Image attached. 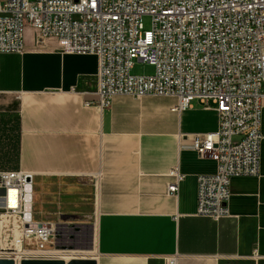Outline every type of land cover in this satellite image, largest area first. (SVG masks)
Instances as JSON below:
<instances>
[{
    "label": "crops",
    "instance_id": "obj_1",
    "mask_svg": "<svg viewBox=\"0 0 264 264\" xmlns=\"http://www.w3.org/2000/svg\"><path fill=\"white\" fill-rule=\"evenodd\" d=\"M97 73L96 56L64 53L31 28L22 55L0 54V124L16 119L18 170L36 187L33 221L73 226L65 216L93 214L97 264H264V108L261 173L232 180L229 216L215 221L196 215L197 178L216 162L192 137L215 132L217 113L198 101L172 111V97L117 96L101 107ZM175 168L184 178L172 196ZM8 207L0 189V254L16 261L22 220Z\"/></svg>",
    "mask_w": 264,
    "mask_h": 264
},
{
    "label": "built area",
    "instance_id": "obj_2",
    "mask_svg": "<svg viewBox=\"0 0 264 264\" xmlns=\"http://www.w3.org/2000/svg\"><path fill=\"white\" fill-rule=\"evenodd\" d=\"M28 28L38 41L55 38L64 53L97 57L101 107L117 96H152L176 98L179 113L194 101L215 111L218 129L192 137L195 152L216 162L215 173L197 178L196 215L229 216L232 180L261 173L264 0H0V54L22 55ZM137 62L153 72L134 73ZM170 175L168 192L177 196L184 176L178 168ZM28 176L0 173L7 197L18 192V207L7 209L22 220L14 242L29 258L56 259L81 245L86 230L27 221Z\"/></svg>",
    "mask_w": 264,
    "mask_h": 264
},
{
    "label": "rangeland",
    "instance_id": "obj_3",
    "mask_svg": "<svg viewBox=\"0 0 264 264\" xmlns=\"http://www.w3.org/2000/svg\"><path fill=\"white\" fill-rule=\"evenodd\" d=\"M143 23H144L145 30L151 29V24H152L151 17L144 16ZM133 72L137 73V74H149V73L153 72V68L151 66L144 65V64L137 62ZM17 131H18V128H17L16 119H14L13 122L9 126H6V125L1 126V124H0V173H3V172H19L18 166H17V162H18V142H17L18 133H17ZM32 188H33V195H34L35 190H36L34 183L32 185ZM52 189L54 192H59L61 194L60 201H62V202H69L70 201L68 199V196L65 195L63 193V191L61 190V185L57 184L55 187L53 186ZM34 213L36 216V210H35L34 202H33L32 203V214H34ZM65 217H68V219H66V220L67 221L70 220L69 222L74 224L73 226L81 227V228H83V230L86 229L85 235L86 234L87 235L85 237H83L85 239L84 242H82L81 245L77 244L75 246H72L73 249H85V248L88 249V248H90L91 244L89 242H90L91 237L90 238H88V237H89V235H90L89 233H91V231L89 230V227L91 228L95 224V222H96L95 216L92 214V215L82 216V217H80V216H78V217L65 216ZM64 253L66 254V256H70V254H68L67 252H64ZM19 255H20L19 257H21V260L29 258L27 255H24L23 251L21 252V250H20ZM75 257L76 256H71V257L65 258V261H70V260L74 259ZM0 258H12V257H10V255L0 254ZM82 258H87V257H82ZM59 259H61V258H59Z\"/></svg>",
    "mask_w": 264,
    "mask_h": 264
},
{
    "label": "water",
    "instance_id": "obj_4",
    "mask_svg": "<svg viewBox=\"0 0 264 264\" xmlns=\"http://www.w3.org/2000/svg\"><path fill=\"white\" fill-rule=\"evenodd\" d=\"M27 196H26V206H25V219L30 221L32 219V177H27ZM0 264H16L14 258H0ZM20 264H97L93 258H74L70 261H65L62 259H39V258H26L20 261Z\"/></svg>",
    "mask_w": 264,
    "mask_h": 264
},
{
    "label": "bare ground",
    "instance_id": "obj_5",
    "mask_svg": "<svg viewBox=\"0 0 264 264\" xmlns=\"http://www.w3.org/2000/svg\"><path fill=\"white\" fill-rule=\"evenodd\" d=\"M27 184H28V182H27ZM26 193H28L27 188H26ZM31 194H32V191H31ZM8 205L10 208H17L18 207V192L16 189H11L8 192ZM31 205H32V201H31ZM64 252H67L68 254H70V256H76L75 258H82V257L92 258L95 255V250L93 248H88V249L87 248H85V249L69 248V249L58 251L55 258L56 259L61 258L62 260H65V258L68 256H66V254ZM17 256H20V255H17ZM20 258H16V264H20ZM32 258H39V256L33 255Z\"/></svg>",
    "mask_w": 264,
    "mask_h": 264
}]
</instances>
